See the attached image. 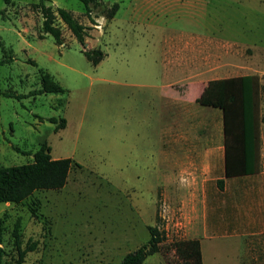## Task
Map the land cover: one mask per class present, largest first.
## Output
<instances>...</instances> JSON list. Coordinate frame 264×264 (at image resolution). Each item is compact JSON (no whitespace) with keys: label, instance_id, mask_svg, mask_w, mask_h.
I'll return each mask as SVG.
<instances>
[{"label":"rangeland","instance_id":"obj_1","mask_svg":"<svg viewBox=\"0 0 264 264\" xmlns=\"http://www.w3.org/2000/svg\"><path fill=\"white\" fill-rule=\"evenodd\" d=\"M40 2L0 0V167L32 163L43 144L53 159L81 167L60 190L0 202L1 264L16 256L17 221L23 248L38 243L23 264H119L149 241V227L163 241L143 264H190L176 244L201 239L215 194L218 215L244 213L242 180L219 193L223 161L202 154L208 141L223 142L221 111L202 103L212 82L258 76L264 172V0H94L91 18L80 0H44L86 27V46L59 18L62 44L45 34ZM91 49L105 55L96 66L83 53ZM43 73L64 92L35 94ZM165 83L190 92L195 107L179 112ZM51 118L65 119V128L56 131ZM230 233L203 241L207 264L248 261L245 239Z\"/></svg>","mask_w":264,"mask_h":264},{"label":"trees","instance_id":"obj_2","mask_svg":"<svg viewBox=\"0 0 264 264\" xmlns=\"http://www.w3.org/2000/svg\"><path fill=\"white\" fill-rule=\"evenodd\" d=\"M84 5L86 15L91 18V3L94 0H80ZM40 9L44 21L43 32L51 35L57 45L62 44V31L55 25L59 18L72 35L82 45L86 46V27L79 23L66 9L58 8L56 12L51 6H46L44 0L35 6ZM114 6V15L117 10ZM85 57L93 65H98L105 57L100 49L83 51ZM41 89L35 94L62 93L64 88L56 82L49 73L40 77ZM261 85L258 76L248 75L225 79L222 83L212 82L204 95L205 105L218 108L223 113L224 132V175L226 178L240 177L258 173L260 170V93ZM11 96V94H3ZM56 124V131L65 128L66 120L51 118ZM73 166L81 167L71 158L53 159L51 148L43 144L33 155V162L20 166L0 167V202L21 203L32 197L37 191L60 190L67 184L69 173ZM219 188L223 187V180H218ZM34 213L35 208H31ZM149 241L127 254L119 264H143L146 259L159 251L163 241L157 227H149ZM3 221L0 219V244L3 240ZM11 239L16 256L8 264H23L26 255L37 249L38 243L29 240L25 248L22 243V229L20 221L14 224ZM181 257L190 264H202L199 240L183 241L176 244ZM2 249L0 248V264Z\"/></svg>","mask_w":264,"mask_h":264},{"label":"crops","instance_id":"obj_3","mask_svg":"<svg viewBox=\"0 0 264 264\" xmlns=\"http://www.w3.org/2000/svg\"><path fill=\"white\" fill-rule=\"evenodd\" d=\"M253 74H244L242 76H248ZM237 76V77H242ZM257 76V75H256ZM234 78V77H232ZM162 91L169 92L172 94V98H170V101L172 105L176 106L177 110L179 112L184 110H189L194 108L196 105V102L193 99H189L190 92H186L185 97L181 95V93L177 90H175L172 87H167L166 83L162 85L161 87ZM220 110V109H218ZM221 111V110H220ZM181 126V122L179 120H174V127ZM223 113L221 111V127L223 130ZM185 142L181 141L182 145V152L185 154L190 155L192 153V144L193 142H190L187 137H184ZM261 140V135H260ZM172 140L168 142V144H171ZM167 152V151H166ZM203 157L206 159L213 160L214 158H221L222 162V177L218 180H223V187L219 188L217 183V190L219 193H226L229 191V180L230 179H238L242 180L240 182V190L244 192L242 195L243 197V207H244V213L238 212L239 215L235 216L233 220H230L226 217H224L223 212L221 215H218L219 208L217 207L218 203V194H215L217 196H214L212 200L215 202V208L212 209V212L208 214V216L205 218V221L203 223V227L201 229L202 237L199 239L200 247H201V255H202V264H207V261H205V255H204V249H203V241H209L212 242L218 237H223L226 234H236V236L240 238L245 239L244 249H243V255L246 257L248 261L245 263L243 260H239L237 263H231V264H264V172L261 169V162L259 163L260 170L258 173L251 174V175H245L240 177H233V178H226L224 175V156H225V147H224V132H223V142L215 143V142H209L207 143L206 149L203 151ZM217 180V182H218ZM215 188V189H216ZM217 207V208H216ZM223 215V216H222ZM222 216V217H220ZM240 233V234H239ZM207 252L209 254H214V247L211 244H208L206 247ZM261 255V259L259 260L257 254ZM243 258V257H241ZM244 259V258H243ZM209 263L208 264H230L228 262H213L210 260L209 257ZM215 260V259H214Z\"/></svg>","mask_w":264,"mask_h":264}]
</instances>
